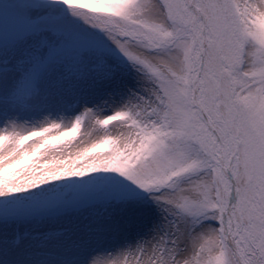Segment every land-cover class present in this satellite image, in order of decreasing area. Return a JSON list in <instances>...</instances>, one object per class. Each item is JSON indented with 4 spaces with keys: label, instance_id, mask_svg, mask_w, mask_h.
Wrapping results in <instances>:
<instances>
[{
    "label": "snow or ice",
    "instance_id": "1",
    "mask_svg": "<svg viewBox=\"0 0 264 264\" xmlns=\"http://www.w3.org/2000/svg\"><path fill=\"white\" fill-rule=\"evenodd\" d=\"M9 14L0 264H264V0Z\"/></svg>",
    "mask_w": 264,
    "mask_h": 264
},
{
    "label": "rangeland",
    "instance_id": "2",
    "mask_svg": "<svg viewBox=\"0 0 264 264\" xmlns=\"http://www.w3.org/2000/svg\"><path fill=\"white\" fill-rule=\"evenodd\" d=\"M11 3H13V0H0V5L11 4ZM10 26H11L10 14L7 16L0 17V33H2L4 30L10 28Z\"/></svg>",
    "mask_w": 264,
    "mask_h": 264
}]
</instances>
